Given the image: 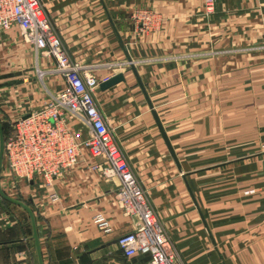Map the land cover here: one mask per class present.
<instances>
[{
  "label": "crops",
  "instance_id": "1",
  "mask_svg": "<svg viewBox=\"0 0 264 264\" xmlns=\"http://www.w3.org/2000/svg\"><path fill=\"white\" fill-rule=\"evenodd\" d=\"M43 2L82 70L100 82L123 73V81L98 87L96 100L185 263L264 264V49L250 47L263 46L264 0H214L211 14L205 0ZM136 10L151 11L160 22L140 30ZM18 32H0L5 131L9 118L41 105L42 85L64 84L56 73L38 80L36 68L51 72L55 62L35 54ZM88 162L51 184L34 178L18 186L5 181L2 163L1 189L32 210L43 264H150L148 255L126 257L117 245L133 219L117 204V180ZM96 212L111 232L93 223ZM0 264H38L28 213L1 196Z\"/></svg>",
  "mask_w": 264,
  "mask_h": 264
},
{
  "label": "built area",
  "instance_id": "2",
  "mask_svg": "<svg viewBox=\"0 0 264 264\" xmlns=\"http://www.w3.org/2000/svg\"><path fill=\"white\" fill-rule=\"evenodd\" d=\"M204 6L205 13L211 14L214 0H205ZM133 17L140 30H148L152 23L160 22L149 10H136ZM14 27L22 40L32 45L35 54L55 62L51 72L36 68L38 80L42 83L45 75L56 73L64 84L53 90L42 85L41 105L7 120L2 158L5 181L18 186L19 181L27 184L34 178H42L51 184L68 169L89 160L90 169L117 180V204L133 219L134 228L117 238L123 254L148 255L150 264H186L165 232L148 191L105 121L95 96L100 81L71 58L45 3L0 0V32ZM259 153L264 174V142ZM51 197L56 199L55 194ZM92 221L102 232H111L110 222L102 212H96Z\"/></svg>",
  "mask_w": 264,
  "mask_h": 264
},
{
  "label": "water",
  "instance_id": "3",
  "mask_svg": "<svg viewBox=\"0 0 264 264\" xmlns=\"http://www.w3.org/2000/svg\"><path fill=\"white\" fill-rule=\"evenodd\" d=\"M126 54H127V60L129 62L130 69L132 70V72L136 76V78H137V80H138V82H139V84H140V86H141V88H142V90H143V92H144V94L146 96L148 105L150 106V108H152V104L149 101V99H148V97H147V95H146V93L144 91V88H143L140 80L138 79V75L136 73V69H135L134 64L132 62V59H131V57L129 56V54L127 52H126ZM123 80H124L123 73L122 72H119V73H116V74H113V75L109 76L106 80L101 81L99 83L98 87L101 90H104V89H107L109 87L114 86L116 83H118L120 81H123ZM151 112H152V114L154 116L155 122H156V124H157V126H158V128H159V130H160V132L162 134V137H163V139H164V141H165V143L167 145V148H168L170 154L172 155V157L174 158V160H176L174 151H173V149H172V147H171V145H170V143H169V141H168V139L166 137V134H165V132H164V130L162 128V125H161V123H160V121L158 119V116H157L156 112L153 109H151ZM3 137H4L3 128H2V124L0 122V169H1L2 158H3ZM0 196L3 199H5V200H7V201H9V202H11L13 204H16V205L22 207L28 213L29 218H30L31 228H32V239H33L34 244H35V249H36V255H37V259H38V264H43L42 256H41V251H40L39 240H38V234H37L36 220H35V217H34V214H33L32 210L24 202L19 201V200H16V199L8 196L7 194H5L3 192V190L1 189V186H0Z\"/></svg>",
  "mask_w": 264,
  "mask_h": 264
},
{
  "label": "rangeland",
  "instance_id": "4",
  "mask_svg": "<svg viewBox=\"0 0 264 264\" xmlns=\"http://www.w3.org/2000/svg\"><path fill=\"white\" fill-rule=\"evenodd\" d=\"M43 1V0H42ZM1 33H4V32H1ZM17 36L18 37H20V34H19V32H18V34H17ZM260 45H262V44H260ZM251 47V49L253 50V49H257V50H259V49H264V42H263V46H261V47H258V46H255V47H253V46H250ZM2 166V165H1Z\"/></svg>",
  "mask_w": 264,
  "mask_h": 264
},
{
  "label": "trees",
  "instance_id": "5",
  "mask_svg": "<svg viewBox=\"0 0 264 264\" xmlns=\"http://www.w3.org/2000/svg\"><path fill=\"white\" fill-rule=\"evenodd\" d=\"M3 133H5V128H4V126H3Z\"/></svg>",
  "mask_w": 264,
  "mask_h": 264
}]
</instances>
